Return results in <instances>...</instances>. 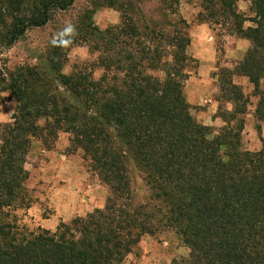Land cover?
<instances>
[{"label":"trees","instance_id":"obj_1","mask_svg":"<svg viewBox=\"0 0 264 264\" xmlns=\"http://www.w3.org/2000/svg\"><path fill=\"white\" fill-rule=\"evenodd\" d=\"M238 1L202 0L209 15L199 16L222 17L233 36L251 43L234 69H221L219 101L233 110L221 112L226 126L213 136L184 96L187 35L142 33L127 18L89 30L98 79L88 65L65 74L67 57L56 47L46 68L9 69L5 52L75 0H38L29 13L26 0H0V92L16 102L12 122L0 126V264H128L144 236L164 230L190 251L172 264H264V145L241 150L243 120L231 126L247 108L235 77L253 85L264 121V0H249L253 18L238 12ZM59 133L70 136L71 151H83L111 195L104 208L55 231H30L14 215L26 203L27 159L35 139L52 146ZM127 158L149 190L148 204H133Z\"/></svg>","mask_w":264,"mask_h":264},{"label":"rangeland","instance_id":"obj_2","mask_svg":"<svg viewBox=\"0 0 264 264\" xmlns=\"http://www.w3.org/2000/svg\"><path fill=\"white\" fill-rule=\"evenodd\" d=\"M37 3L38 0H26L25 13L37 7ZM236 6L246 18L254 17L251 1L241 0ZM87 12L93 14L92 19L85 20ZM200 14L209 15L202 0H75L69 10L55 12L46 27L29 30L5 52L3 63L9 69L22 65L46 68L53 34L66 22H72L79 35L71 48L63 49L67 57L63 72L70 74L76 65H88L98 79L102 71L93 65L99 53L94 52L89 44L92 27L105 31L121 26L125 19L131 18L142 33L147 29L154 30L159 36L183 33L190 39L186 50L189 60L185 68L189 78L184 96L193 117L210 127L215 136L226 126L221 112L233 110V104L219 101V74L221 69H234L244 59L251 43L233 36L222 17L202 21ZM251 25L245 23V27ZM234 82L241 87L247 108L231 126L243 120L241 150L260 151L264 145V121L256 114L259 97L247 78L235 77ZM15 107L13 96L0 92V116L3 117L0 126L12 122ZM126 165L134 193L133 204L150 203V193L141 173L131 159H126ZM26 169L30 173L26 203L14 215L17 223L30 231L38 228L55 231L62 223L70 224L77 217H86L96 209L104 208L111 195L109 187L91 170L83 151L70 150V136L65 133H59L52 146L35 139ZM189 252L175 231L164 230L153 236H144L127 263L172 264L174 260L187 257Z\"/></svg>","mask_w":264,"mask_h":264},{"label":"clouds","instance_id":"obj_3","mask_svg":"<svg viewBox=\"0 0 264 264\" xmlns=\"http://www.w3.org/2000/svg\"><path fill=\"white\" fill-rule=\"evenodd\" d=\"M78 35L77 26L72 22H66L63 27L53 34L50 44L52 47L68 49L73 46ZM0 119H3V117L0 116Z\"/></svg>","mask_w":264,"mask_h":264}]
</instances>
